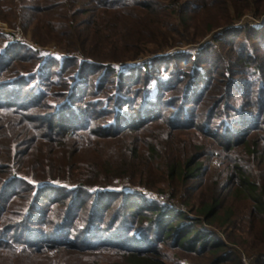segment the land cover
Returning a JSON list of instances; mask_svg holds the SVG:
<instances>
[{
  "label": "trees",
  "instance_id": "1",
  "mask_svg": "<svg viewBox=\"0 0 264 264\" xmlns=\"http://www.w3.org/2000/svg\"><path fill=\"white\" fill-rule=\"evenodd\" d=\"M31 1L26 25L68 56L46 73L38 52L0 53V264H167L164 246L221 264V213L264 235V26L243 20L264 0ZM209 34L217 54L187 60ZM117 178L172 198L192 181L198 207L96 189Z\"/></svg>",
  "mask_w": 264,
  "mask_h": 264
},
{
  "label": "rangeland",
  "instance_id": "2",
  "mask_svg": "<svg viewBox=\"0 0 264 264\" xmlns=\"http://www.w3.org/2000/svg\"><path fill=\"white\" fill-rule=\"evenodd\" d=\"M56 1L57 0H38L37 5L38 8L48 7L57 3ZM1 2L2 1L0 0V53L3 52L6 47H9V45L11 46L18 44L17 46H22V48H24V53L27 55L30 54L29 50L32 52H38V54L41 56V61H39V64L44 66L46 73H48L47 70L49 68H53L52 71L56 73L57 66L61 65L68 54L64 52L59 41H51L47 44L40 43L34 36L36 23L35 20H33L34 22L31 20L32 23L30 22L26 25L27 21H29V15L26 14L25 19L21 16L22 7L25 6V4L31 5L32 3H36V1L15 0V2H13L12 0H7L4 3L5 5H2ZM243 20L245 22L250 21L252 25L256 26L257 28L264 26V15L258 17L251 12L248 13L243 18ZM211 34L206 36L201 43L185 44L181 47L182 49L179 50H185L188 52V55H191V57H185L187 60L189 58L194 61H197L198 59L208 60L209 55L211 56L212 52L215 55L217 54V51L206 52L208 48H211L209 47V43L213 42ZM43 36V34L41 36L37 34V38L40 40H43ZM208 41L209 43L205 44ZM15 49L20 50L19 47H15ZM226 54L227 53L225 51V55ZM149 56L153 55L150 54ZM209 59L211 60V58ZM128 64L141 65L143 64V60L139 59L137 61H130ZM28 67L32 68V63L28 64ZM23 68L27 69L25 67ZM123 68L126 69L125 67ZM23 73H26V71ZM247 77L252 76L250 73H248ZM8 89L10 88H6V86H0V92ZM240 102L241 101L238 103L239 106L241 105ZM179 138V142L184 143V141H187L186 135H182ZM158 177L159 176L155 175L154 172L151 175V178H154L156 181L158 180ZM198 180L195 181V184L198 182ZM191 182L192 181H188L187 185H184V188L187 189L186 187L190 186V184H193ZM111 183L112 184L106 187L103 185H98L96 186V189L98 191L104 189L118 191H139L146 194L150 198H156L163 202L169 201L171 205L179 209L186 210L190 213H194L195 211L192 210H195L198 207L199 198L196 196V193H192L184 189L178 192L177 195L172 198V186H169L168 183L162 181H158L153 188H147L138 183L135 184L128 178H117ZM229 204L233 205L234 207H244V203L240 199H231L227 205ZM222 215L223 213H221L213 223H210V226L213 228L215 234L220 236V238L228 244L231 251V255L228 257V259H226V261L221 264H264V235L261 231H259V228L254 229V221L249 218L240 219L237 223L238 226H232V224L223 222L221 219ZM224 215H226V213H224ZM208 256H210L208 253L190 255L186 251L174 249L170 246H164L163 249V258L166 260L167 264H191L192 262L203 264L212 262L210 259H208Z\"/></svg>",
  "mask_w": 264,
  "mask_h": 264
}]
</instances>
